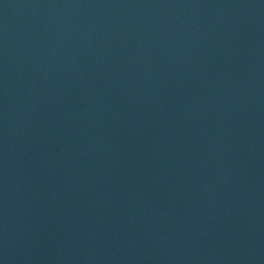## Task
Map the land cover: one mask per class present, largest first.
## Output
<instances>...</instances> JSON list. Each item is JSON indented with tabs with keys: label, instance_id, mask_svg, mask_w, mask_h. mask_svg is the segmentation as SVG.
<instances>
[{
	"label": "water",
	"instance_id": "obj_1",
	"mask_svg": "<svg viewBox=\"0 0 264 264\" xmlns=\"http://www.w3.org/2000/svg\"><path fill=\"white\" fill-rule=\"evenodd\" d=\"M0 264H264V0H0Z\"/></svg>",
	"mask_w": 264,
	"mask_h": 264
}]
</instances>
